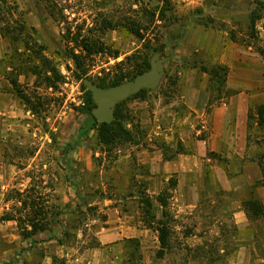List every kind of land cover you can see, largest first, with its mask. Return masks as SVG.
<instances>
[{
  "label": "crops",
  "instance_id": "0c3cea01",
  "mask_svg": "<svg viewBox=\"0 0 264 264\" xmlns=\"http://www.w3.org/2000/svg\"><path fill=\"white\" fill-rule=\"evenodd\" d=\"M179 1L187 6L199 4V0ZM233 10H228L230 16L236 14ZM202 29L198 36L194 28L187 33L192 37L196 35L193 66L185 72L180 96L175 101L183 107V112L175 113L168 107L154 112L145 122L151 127L146 146L137 144L132 130L135 142L117 147L114 158L102 150L97 139V143L84 141L79 149L69 153V164L80 168L76 171L75 183L71 179H59L54 161L42 163L40 159L37 162L41 147L33 148V156H29L27 162V139L31 141L32 136L27 129L31 125L28 120L35 119L36 115L17 96L11 79L17 74L20 88L21 77L28 75H18L20 49L14 55L13 43L0 34V217L16 215L21 210L20 199L33 194L37 201H41L42 196L47 200L50 218L58 211L63 218L61 224H50L48 230L39 231L33 239L21 236L16 221L0 222V237L5 246V249L0 247L1 264H151L153 259H160V235L145 223L142 199L149 198L156 219L163 218L165 207L159 201V187L174 180L175 196L165 198L166 210L174 205L175 218L179 221L175 226L171 224V230L179 233L185 230L189 219L193 222L197 219L199 162L234 156L238 162H243L253 156L251 113L257 94L264 95V62L249 44H244L251 43L247 36L241 41L217 37L210 43L207 35L210 30ZM201 44L200 50L218 49L217 53L211 52L209 60H197V51H200L197 45ZM216 66L228 68L223 90L202 70ZM163 119H168L169 128L158 126ZM199 119L204 128L202 136L197 131ZM31 168L44 176L27 178L26 172ZM242 169L246 185L254 186L261 181L257 161H247ZM142 183L146 185L144 196L138 195L135 188ZM59 184L63 185L62 190ZM259 196L264 203V194L259 193ZM246 200L225 208V212L231 214L241 241L238 252L231 257V264H264V230L250 218L244 204ZM88 210L96 216H90V229L86 233L84 227L81 228V220ZM27 211L29 209L22 212ZM64 232L75 236V242L59 244L55 238H62ZM91 240H95L94 244L89 243ZM16 252L20 254L12 260Z\"/></svg>",
  "mask_w": 264,
  "mask_h": 264
},
{
  "label": "rangeland",
  "instance_id": "374dc122",
  "mask_svg": "<svg viewBox=\"0 0 264 264\" xmlns=\"http://www.w3.org/2000/svg\"><path fill=\"white\" fill-rule=\"evenodd\" d=\"M7 3L11 6L12 18L4 12L1 13L5 21L0 22V25L4 27L10 19L16 33H20V29H25L26 33L14 36L19 37V40L13 43L12 53L15 55V51L20 49L17 59L24 60L29 56L33 65L39 68L46 66L50 72L47 77L52 84L49 86L43 78L38 79L30 73L27 78L21 77V90L45 104L35 119L28 120L31 125L27 129L31 130L32 136L31 141L27 139L29 150L26 160L28 162L29 156H33V148L41 147L42 153L37 162L40 159L42 163L54 161L59 179H71L74 180L73 183L78 175L76 171H80V168L74 163L69 164L70 155L64 157L63 153L67 144L77 141L78 130L85 119L81 111L85 107L82 86L86 87V82L109 84L114 77L127 75V80L123 83L125 84L139 76L136 66L142 63L140 55H149L150 63L157 59H166V72L156 90L144 89L146 92L142 96L134 97L137 93L121 102L124 103L121 109L124 124L129 123L126 128L129 131L134 130L137 144L145 147L147 134L151 130L145 122L154 112H159L164 107L172 108L175 113L183 112V107L175 101L180 96V83L185 72L193 66L196 34L193 37L187 34L191 29H195L197 36L202 28L209 29L207 35L210 43L217 37L241 41L247 36L246 39L251 43L244 44H249L254 52L260 54V51L264 55V0H199L197 6H187L179 0H7ZM257 6L258 13L263 18L251 31L249 17ZM164 8L167 17L164 22H160V12ZM232 9L236 13L234 16L229 13ZM153 13L155 16H152ZM153 19L157 26L153 24ZM138 32L144 36L142 40L135 35ZM252 32L257 33L256 40L251 38ZM221 41L223 44L222 39ZM26 42L32 50L35 49L32 53L25 50ZM147 45L152 51L145 49ZM201 47L202 44L197 45V50ZM155 49L157 52L153 53ZM217 50L197 51V60H209V54H216ZM72 54L81 57L84 69L88 72V77L82 81L77 79L76 64L70 59ZM86 57L88 60H84ZM259 57L264 62L261 54ZM13 75L17 77V74ZM257 95L251 113L255 149L253 156L243 162H238L236 156L229 159L218 158V161L208 158L199 162L197 219L195 222L189 219L185 223V230L173 232L170 249L165 252L164 257L156 258L155 261L153 259L151 264H231V257L238 252L241 241L238 240L239 231L231 219V214L225 212V208L246 199L260 200L259 193L264 194V185L251 188L252 186L244 183L242 169L247 161L253 159L263 164L264 171V122L259 125L261 118L258 112V108L264 105V95ZM167 120L159 121L158 126L162 129L169 128L170 123ZM197 122V131L204 132L201 120ZM202 135L203 133L199 136ZM96 139L97 133L93 131L88 140L97 143ZM110 157H115L114 152ZM261 173L264 184L262 170ZM25 176L34 179L44 176V173L31 168ZM163 185L159 189L164 199L175 196L176 189L172 183ZM62 187V184L58 185L59 190ZM135 188L138 195L144 196L145 184L135 185ZM41 199L44 202L37 203L36 208L41 207L42 211L49 214L47 200L44 196ZM16 205L17 203L15 207ZM27 212L30 213V209ZM87 212L81 220V228L84 227L86 233L90 229V216H96L93 211ZM166 213V218L175 226L179 220L175 218L174 205H169ZM18 214L20 213L15 217ZM60 219L62 221V216ZM76 219L74 218L75 221ZM193 223L197 225L195 229ZM20 225L24 227L23 222H17V226ZM256 225L261 231L264 230V220L258 221ZM73 242L75 236L72 235L65 243L68 245ZM94 242L95 240H91L89 243ZM2 243L4 242L0 237V247L5 249ZM19 254L16 252L11 259Z\"/></svg>",
  "mask_w": 264,
  "mask_h": 264
},
{
  "label": "trees",
  "instance_id": "16d2710c",
  "mask_svg": "<svg viewBox=\"0 0 264 264\" xmlns=\"http://www.w3.org/2000/svg\"><path fill=\"white\" fill-rule=\"evenodd\" d=\"M165 10L166 8H164L160 12V16H159L160 22H164L167 17ZM258 10L259 9L257 6L256 9L253 10V12L251 13L249 17V21H250L249 29L251 31H253L256 28L259 20L263 18V16L260 13H258ZM3 12L6 13L10 17V19L12 18L11 6L8 5L7 0H0V22L5 21V19H3L4 16L1 15V13ZM152 16H155V13H153ZM10 19L7 23L4 24V27L0 25V34H2L3 37H7L12 43H16L18 42L19 37H14V36L16 34H18V36L24 34L25 29H20V33H16L17 30H15L12 27V23ZM153 24L156 25L155 19H153ZM135 35L139 37L141 40L144 38V36L141 35V33L139 32L135 33ZM251 35H252L251 38L256 40L257 33L252 32ZM24 48L29 53H32L33 50H35V49L32 50L28 42L24 44ZM145 49L151 50L152 48L149 45H147ZM156 52H157V49H155L153 53H156ZM259 53L263 56V59H264L263 53L260 51ZM16 54H18L17 50H16ZM139 57L141 58L140 60H142V63H138L136 66V69H137V74L141 75L151 70V63H150L149 55L144 54L143 57L142 55H140ZM70 59L74 61L76 64L77 79L79 81L86 79L88 77V72L87 70L84 69V66L81 62L82 60L81 57L76 54H72L70 56ZM84 60H88V58L86 57ZM18 63H19V66H18L19 74L18 75H22V74L28 75V73H30L31 75L37 77L38 79L43 78L45 82L47 83V85L49 86L52 85L51 79L47 77V74L50 72L48 69H46L47 68L46 66L39 68L37 67V65H33L32 59L29 56L28 58L24 60L19 59ZM202 70L203 72H206L211 76L212 82L215 83L218 89H222L225 86L227 75H228L227 67L216 66L211 69H208L207 67H203ZM126 80H127V75H119V76L114 77L113 80L109 84H107L106 82L95 83V84L101 88L107 89V88L122 85ZM11 83L14 85L17 96L26 105V108L30 110L34 115H38L40 112V109H42L45 106L44 102L40 99L36 101L31 96L23 92L18 86L17 78L15 77L12 78ZM82 89L85 93V107L81 112L85 115V119L78 130L77 141L66 145L64 149V153H63L64 157H67L71 150H74L75 148L82 145L84 141L88 140L90 134L93 131H96L98 143L101 146L102 150L105 151L108 156H110V154L113 153L114 150L120 145L124 143L135 142V135L133 131L132 130L129 131L126 128L127 126L126 124H129V123L124 124V121L122 118L121 109L124 103H120L119 105H117V108L115 111V120L111 124H105V123L99 124L92 115V110L96 107L92 99V95L86 89L84 85L82 86ZM145 92H146L145 90H142L134 97H140ZM258 112H259V117L261 118L259 125H262L264 122V105L258 108ZM131 124H134V122H131ZM258 164L261 167V170L264 175V171L262 169L263 164L260 162ZM170 183L173 184V187L176 186L175 185L176 182L174 180H171ZM261 185H264V184H262V181H259L251 188H258ZM32 196L33 194H30V195L25 196V200L20 199V201L22 200L21 202L23 206L21 210L17 211V213H20L18 214L19 215L18 217H15L16 215L12 216V215L7 214L0 218V222L2 221H17L19 223L23 222L24 227L23 225L22 226L20 225L19 229H20V232L22 233V237L25 239H33L35 236L39 234L38 233L39 231L48 230V227L50 224L55 225V224L62 223L60 219L62 216L61 215L62 213L57 214L56 216L54 215L53 217H51V219H49L48 214L42 211L41 207L36 208L35 206L37 203L44 202V201H42V199L41 201L40 200L37 201ZM159 201L165 207V210L163 212V218L158 220L156 219L155 214H153L152 212V203L149 200V198L145 197L142 199V202L145 205V219H144L145 223L150 228H154L159 232L161 250L158 252V257L162 258L164 257L165 252L170 249V246H171L170 242H171V237H172L173 232L171 230V222L168 220V218H166L168 217L166 213V208L168 206L166 199H164V197L160 195ZM244 204H245V208L249 212L250 218L254 222L264 220V205L259 199H248L245 201ZM25 209H30V213L27 212L24 215H21L23 214L22 211H24ZM71 236L72 234L70 232H64L61 235L62 238H55V239L57 240L59 244L65 245L66 240H68Z\"/></svg>",
  "mask_w": 264,
  "mask_h": 264
},
{
  "label": "water",
  "instance_id": "95a60500",
  "mask_svg": "<svg viewBox=\"0 0 264 264\" xmlns=\"http://www.w3.org/2000/svg\"><path fill=\"white\" fill-rule=\"evenodd\" d=\"M165 62L166 59L153 61L150 71L137 76L133 81L119 86L105 89L92 82H86V88L91 93L96 105L92 110V115L96 121L99 124H111L114 121L115 109L118 104L144 89L156 90L165 75Z\"/></svg>",
  "mask_w": 264,
  "mask_h": 264
}]
</instances>
